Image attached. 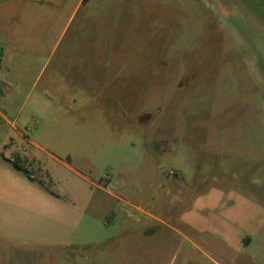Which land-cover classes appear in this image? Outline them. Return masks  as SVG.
I'll return each instance as SVG.
<instances>
[{"label": "rangeland", "instance_id": "obj_1", "mask_svg": "<svg viewBox=\"0 0 264 264\" xmlns=\"http://www.w3.org/2000/svg\"><path fill=\"white\" fill-rule=\"evenodd\" d=\"M0 264H264V0H0Z\"/></svg>", "mask_w": 264, "mask_h": 264}, {"label": "crops", "instance_id": "obj_2", "mask_svg": "<svg viewBox=\"0 0 264 264\" xmlns=\"http://www.w3.org/2000/svg\"><path fill=\"white\" fill-rule=\"evenodd\" d=\"M13 147L11 146V147H9L8 149H6V150H10V149H12ZM111 193V192H110ZM111 194H113V193H111ZM114 195V194H113ZM154 202V201H153ZM130 205V207L132 208V210H134V212H136L137 214H142V215H146V216H148L149 218H151L152 220H154V221H157V222H160V223H162V224H164V225H166L160 218H158V217H156L154 214H151V213H149L148 211H146V210H144V209H142L140 206H138L137 204H129ZM133 212V213H134ZM132 212L129 214V217H131V218H136L135 219V221L136 222H139L140 221V219L135 215V214H133Z\"/></svg>", "mask_w": 264, "mask_h": 264}, {"label": "trees", "instance_id": "obj_3", "mask_svg": "<svg viewBox=\"0 0 264 264\" xmlns=\"http://www.w3.org/2000/svg\"><path fill=\"white\" fill-rule=\"evenodd\" d=\"M14 167L17 169V170H22L16 163L14 164Z\"/></svg>", "mask_w": 264, "mask_h": 264}]
</instances>
